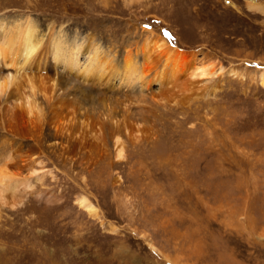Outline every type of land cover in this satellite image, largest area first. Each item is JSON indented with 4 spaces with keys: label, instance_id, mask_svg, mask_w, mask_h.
<instances>
[{
    "label": "rangeland",
    "instance_id": "1",
    "mask_svg": "<svg viewBox=\"0 0 264 264\" xmlns=\"http://www.w3.org/2000/svg\"><path fill=\"white\" fill-rule=\"evenodd\" d=\"M150 33L221 70L198 96L122 82ZM1 38L35 50L0 75L54 87L31 123L11 77L0 97V159L29 182L0 202V264H264V0H0Z\"/></svg>",
    "mask_w": 264,
    "mask_h": 264
},
{
    "label": "bare ground",
    "instance_id": "2",
    "mask_svg": "<svg viewBox=\"0 0 264 264\" xmlns=\"http://www.w3.org/2000/svg\"><path fill=\"white\" fill-rule=\"evenodd\" d=\"M129 1L133 3L134 1L136 2L138 0H129ZM249 8L258 10L259 6L250 5ZM20 36L21 35H19V38ZM1 39L2 42L0 43V70L11 69L14 70L16 73L21 70L26 71L27 69H25V67L29 64L30 62L29 60L31 61L34 60V57L31 58V56L30 57L28 56L29 54L32 55L34 53L35 47L26 48L25 46H23V43L20 39L15 47L14 43H9V42L7 43L4 40V38ZM90 44H91V48H94L96 50V56H97V58H94L92 60L93 67L98 68V65H96V61L97 63H99V59H100L99 56L103 53V51L100 49L99 46H97V44H93L92 41L90 42ZM139 53L142 57L140 63L136 61V57H137L136 55H132L130 53L129 54L126 53V55H124L122 59V64L119 69L121 72L117 71L116 73V75L122 76V78L120 79L123 80L122 82H125L124 79L126 78L129 79V76L131 78V75L136 72L139 74L137 77L138 81L144 82L145 79H150L148 82L143 83L144 84L143 87L148 88L151 83H157L158 86H160V88L167 89L166 90L167 92H168V86L170 89H172V87L175 86L178 89H180V91L190 90L189 95L194 94L195 96H198L200 89L197 88L196 90H194V87H197L196 81L203 79L208 75L212 76L216 71L221 70L220 67L216 69V65H215L216 62L213 60L212 57L208 55H197L194 53L191 54L187 52H180L175 48L170 47V45L167 43V41L164 38L160 37L158 34L155 33L154 34L150 33L148 36H146L143 39ZM112 56L115 57V55ZM157 60H160L159 65L156 64ZM181 69L188 71L187 72L188 76L189 77L191 76L192 78H190L189 80L188 79L189 77L187 78L183 77V71ZM15 72L8 73L4 77L3 75H0V97H3L6 94L8 88L7 78L11 77L12 84L13 85L16 84V89L9 94L8 100L4 101V103L5 104L9 103L12 100L10 98H15L14 102L24 104L25 111H27L29 117L31 118L30 120L27 118V120L30 123L35 120L36 121L41 120L43 118V113L38 107V103H37L38 100L36 98V95L39 94L41 95V97L46 99L47 102H50L52 96L51 94L53 93L54 81L52 80L47 85L41 76H38L36 78L35 76L34 77L28 76L26 73H23L22 74L23 80H21V83L17 84V76ZM256 75L258 82L262 87H264V68L256 71ZM134 77L135 76H133L132 78ZM23 81L26 83V86L28 88L27 91L24 90ZM170 91L171 90H169V93ZM167 92H164L163 95ZM173 94L174 93H172V95ZM163 95L162 93H159L158 95L162 98V101H164ZM176 96H178L177 93ZM185 97L186 96L184 95V99ZM189 98L191 97L189 96ZM72 116L73 115H66L63 117L61 116L60 118L55 116L54 122L57 123V126H60L62 128L61 130H64L66 129L67 122H70L72 120ZM13 117H16V115L14 114ZM17 117L19 118L20 115ZM116 142H118V139L116 140ZM116 148L118 149L119 147L116 146ZM120 155H121V149L119 148V150L116 152V156L119 157ZM3 159L2 158L0 159V202L1 204L5 203L4 202L5 199L9 197L11 202L14 203L18 201L16 199L17 193H19L20 190H23V188L24 189L28 188L29 182L27 181V178H19V175L17 177L16 171H18V169L10 167L11 164L7 160L4 161ZM34 173H36V171L31 172V174ZM77 202L79 206L83 210H85L90 216L96 217L98 215L96 207L87 198L81 196L80 198H78Z\"/></svg>",
    "mask_w": 264,
    "mask_h": 264
}]
</instances>
